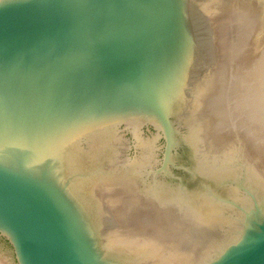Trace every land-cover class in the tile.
I'll use <instances>...</instances> for the list:
<instances>
[{
  "label": "water",
  "instance_id": "1",
  "mask_svg": "<svg viewBox=\"0 0 264 264\" xmlns=\"http://www.w3.org/2000/svg\"><path fill=\"white\" fill-rule=\"evenodd\" d=\"M194 2L0 0V264H144L107 253L73 164L89 167L111 130L164 140L155 176L189 150L179 111L195 62L215 59ZM251 198L206 264H264V205Z\"/></svg>",
  "mask_w": 264,
  "mask_h": 264
},
{
  "label": "rangeland",
  "instance_id": "2",
  "mask_svg": "<svg viewBox=\"0 0 264 264\" xmlns=\"http://www.w3.org/2000/svg\"><path fill=\"white\" fill-rule=\"evenodd\" d=\"M206 1H208V4L206 3ZM210 1L212 3L211 5L209 3ZM210 1L205 0L204 3V0H195L194 4L196 8L199 10V13H201V15L204 16L205 18L207 17L212 23L214 29L213 46L215 51V59L212 63L209 64V66L207 65L206 62L205 63L199 61L195 62V66L193 69L194 78L191 82L190 85L191 87L187 92V96H188L187 98L189 100H192V102L185 105V107H183L182 110L180 109L179 114H183V123H185L186 126V129L183 130L182 132H184L185 134L187 133L188 137L191 132V128H194L195 132L201 133L202 135L204 134L207 135L208 133L210 139L212 138V142H211L212 146L215 147L217 146L216 148L219 149L218 151H221L219 146L223 147L222 145L224 143V148L222 149L224 151L221 152L219 158H221V161H223L222 163L225 164L224 166L228 170L229 174L221 178L222 179V187H220L221 192L220 190L218 191L216 188L210 189V187H204L206 189L203 190L204 188L202 189V186H199L198 180H200L201 183L203 181L201 176L202 177L206 176L207 171L203 172V170L200 171L199 169L194 167L195 163L193 161V154H190V148H191L190 146L191 144H190L189 150L186 147V150L183 151L178 150L174 154L173 156L174 160L172 161L171 164L168 165V168L165 169L168 170L166 173H160L155 176L154 172H156L158 169H161L162 166L161 162L163 158L164 149L161 146L164 144L163 139H158L157 137L147 132L145 129L139 133L138 132H134L132 134L126 133L125 140L124 139L121 140L119 138V136L116 133L117 131H113V130L107 131L104 135L111 133L113 135L111 136V142H112L111 146L115 147L116 149L114 156L115 163L113 165L107 164L108 166L107 165L103 166L102 164H100L93 167L92 170L90 166L89 168L85 167L82 172L80 169L79 159H77V162H74L73 164L74 166L73 178H74V182L75 183L77 182L78 188H80V190L78 191L79 195L78 194L77 195L81 197L82 200L85 202H90L91 199V201L94 202V204L96 205L92 209L95 210L96 214H99L101 217V224H102L101 226L103 228V235H104L103 237L104 248L107 250L108 254L116 255L118 257L125 256L128 259L130 258L131 261L134 262L133 259H138L136 258L137 253L135 255V252L138 251L135 250L141 247L139 246L140 242L138 240L143 242L146 239V237L147 239L145 240V242H143L144 246L146 245L151 246L150 244H152L153 245L152 247L155 248V251H159V253L154 251L156 254L157 253L158 254L155 256L154 255L155 253L154 254L152 253L151 254L152 259L150 258L151 255L149 256V259L148 258L144 259L142 257L143 259L142 263L144 264H151L152 262L155 264V261L157 263L158 262L157 259L158 258L160 259V257L161 260H159L160 262L158 263L162 264L163 262L164 264L165 258L171 256L169 253L173 254L177 252L178 246L176 247L175 244L174 246H172L171 243L173 242H170L169 243L170 245L165 244V242L157 240V237H153L156 239L154 241H152L153 238L149 240L148 238L149 236L151 235L156 236V234L159 232V230L155 228L156 223L150 224L148 222H141L139 224L138 222H136L135 221L136 219L139 221V211L142 208H136V209L128 208L126 206L127 205L126 203H130V202H125V200H123L122 196L124 195L130 198L140 197L144 201H146L145 199H147V201L148 199H150L149 200L150 202L148 203L155 202L154 205L159 207L158 210L160 211L170 210L171 211L170 216L172 217L173 215L172 217L173 223L175 221L178 223V224L176 222L174 224L170 223V225L172 226L177 224L176 226L178 228L180 227V229L178 230L181 231L180 233L179 231L176 233L174 231L176 228L173 230V226H172V232L168 233L170 234L169 237L174 236L173 238L171 237V240L174 241L175 240L181 241L184 239L186 240L184 241L185 244L189 242L188 230L194 232L193 226H195L196 224V227H198L197 225L198 217L199 219H202L203 214H206L207 209H211V211L208 214L210 216L215 217L216 219H219V224L216 226L214 225V226H209V227L206 226V227L209 228L208 233L214 231L221 237V239H219L220 240L219 242L212 241L208 248L211 250H208L206 252L207 255L205 259L202 257L201 260L198 261L199 263L195 261L193 264L195 263L206 264L212 257L215 256L216 253L215 251H217V247H219L220 243L226 244L228 241L229 242L231 241V239L229 238H231V236L234 235V233L230 231V227H232L233 223L237 224L236 227L233 228L235 233L236 232L238 233L240 228H242L243 217L245 216V212H248L253 207V201L251 195H254L259 200V202H261V204L264 205V195H262L264 194V182H263L264 181V150H262L264 149V91H263L264 90V25H263L264 0H229L230 1L229 6L227 7L226 11H229L230 13L228 12L229 15H226L227 19H225L224 22L218 19L219 16L221 17L220 13H217L215 15L210 14L209 10L212 9V6L215 7L214 6L215 1L214 0H210ZM236 8H238V11ZM234 12L236 14H234ZM239 14L240 15L243 14L244 17H246L247 14L251 16L249 18V16L247 15L245 20H243V18L240 19L241 16ZM251 19H253L254 21L252 20L251 22ZM260 20L262 21V23H260L261 22ZM239 21L242 26L241 28H239L240 24L237 23ZM238 45H240V48L243 47L242 49H244V51L242 49L240 50L242 52H240L239 50L236 51V48L240 49L238 48L239 47ZM218 48H221L222 50L224 49V52H221L222 50L221 49L218 50ZM235 51L237 53L240 52V54L235 53ZM248 64L250 65V67ZM250 77H252L253 79ZM195 104L197 105L195 106ZM193 108L196 110L194 111ZM227 114L228 117H230L228 120H227L228 118ZM194 120L195 123H193ZM205 121L206 122L210 121L211 127H209L210 122L206 123ZM220 122L224 123V125L220 124ZM219 124L221 125L222 128L219 126ZM253 125L254 128L258 129V130L254 129L255 132L252 131ZM210 128L211 131L205 133L206 129L208 131L210 130ZM225 129H227V131ZM247 129L248 130L251 129V131L249 130L248 132ZM250 132H253V135L256 133L257 134V136L255 135L256 138L255 137L253 138ZM222 133H224L226 137L228 135L226 141L225 140L223 141ZM105 139L108 141L107 138ZM106 140L104 142L105 144L107 143ZM215 140L216 142H218L217 144L216 142H214ZM251 142L256 145H252ZM143 143L147 145V147L145 148L146 150L145 153H143L142 148L139 147V150H137L136 148L137 145H142ZM147 143L148 144L153 143L154 146L152 145L148 146ZM150 148L152 150H149ZM218 151H215V155L217 154ZM183 152L185 154L187 153L186 155L187 159L185 157L182 158V155H185ZM148 155L150 156L148 157ZM150 157L153 160H151ZM146 160L147 162H145L146 164L145 165L143 162ZM149 160H151L150 164H147L149 163ZM102 166L104 169L102 168ZM100 176L106 178H111V177L113 178V185L110 186L109 190L107 187H104L109 185L110 184L109 182L107 183L96 182ZM256 176L258 177L256 178ZM118 179L120 180V183ZM123 180L124 182H122ZM210 180L211 177L208 178L207 181ZM127 182L130 184H127ZM93 183H97V186L93 188V194H92L91 187ZM185 184H187V186H185ZM195 184L196 186L198 185L197 189L198 187H200V189L198 190H203L205 194V195L203 194L201 198L196 197L197 200L195 198V194L193 193L194 191H192L194 189L196 190ZM119 185H122L123 187L121 188L119 187ZM124 186L126 188H124ZM89 188H91V192L89 191ZM99 189L106 191L108 195H105L104 192H102L101 194ZM126 191L128 192L130 191L129 194ZM130 193L133 197L130 195ZM89 195H91L92 197H89ZM109 195H110L109 199L108 197H105ZM167 198H170V201H166ZM183 198H185V200ZM174 201L177 202V205L176 202ZM131 204L133 205V203ZM167 205L170 206L172 205V209L163 210V208H165V206ZM173 205H176L174 206L175 209ZM178 205L181 207L180 209L178 208ZM183 206L185 207L184 210H182L184 208ZM204 206L206 208L205 213L202 210L204 209ZM210 206H212L213 208ZM177 208L179 209V211L182 210L181 211L182 213H180L177 210ZM175 210L178 215L176 214V212H173ZM185 211L187 212L185 213ZM188 213L189 214L192 213V214L188 215ZM211 213L212 214L215 213L216 215L215 214L212 215ZM160 217L156 221H160V219L164 221L166 219L165 220L166 222L167 218L168 219L170 218L168 215L166 217H164V215ZM239 217L242 218L241 222L238 220ZM193 218H197V220L195 221ZM178 219H180L181 223H179ZM223 219L225 221H223ZM226 221L228 222L227 224L229 225L226 224ZM142 224H147L148 226ZM204 229L205 228L202 229L203 233H204ZM198 231L199 229L197 228L196 233L201 235L202 233ZM176 234L179 235L177 236V238H175ZM192 235L190 237H192ZM165 236L164 237L166 239L169 238L167 234ZM162 237L163 236L161 234L160 238L162 239ZM169 246H171L173 250L175 249L174 250L175 252H171L172 250L170 249ZM141 248L139 250H142ZM153 255L157 258L153 257Z\"/></svg>",
  "mask_w": 264,
  "mask_h": 264
},
{
  "label": "bare ground",
  "instance_id": "3",
  "mask_svg": "<svg viewBox=\"0 0 264 264\" xmlns=\"http://www.w3.org/2000/svg\"><path fill=\"white\" fill-rule=\"evenodd\" d=\"M210 1V0H209ZM215 1V4H214V6L215 7H213L212 6V9L211 10H209V7H208V10L210 11V14L211 15H215V14H217V13H220V15H221V17L219 16V20H221L222 22H224V20L225 19H227V16L226 15H229V11H226L227 10V7L229 6V0H214ZM204 3H205V0H204ZM206 3L208 4V1H206ZM210 3V5L212 4L211 3V1L209 2ZM244 3V2H243ZM206 5V4H205ZM237 6H238V4H237ZM241 6H242V4H241ZM241 6H239V7H241ZM245 6V5H244ZM207 7V6H206ZM205 7V8H206ZM210 8H211V6H210ZM237 9V11H238V8H236ZM247 9V8H246ZM207 10V9H206ZM234 10V9H233ZM248 10V9H247ZM257 10V9H256ZM253 11V10H252ZM207 12V11H206ZM229 12V13H228ZM208 13V12H207ZM234 14H236L235 12H234ZM244 14V13H243ZM242 14V15H243ZM253 14V13H252ZM240 15V14H239ZM242 15H240L241 16V18L240 19H242L243 18V20H245V18L247 17V15H246V17H244V15L242 16ZM235 16V15H234ZM249 16V15H248ZM251 16V15H250ZM250 16H249V18H250ZM229 17V16H228ZM260 17V16H259ZM258 17V18H259ZM253 18H254V16H253ZM215 19V18H214ZM217 19V18H216ZM230 20V19H229ZM238 20V19H237ZM242 20V21H243ZM252 20L253 19H251V22H252ZM215 21V20H214ZM254 21V20H253ZM261 21V20H260ZM215 23V22H214ZM217 23V22H216ZM237 23H239L240 24V21L239 22H237ZM260 23H262V21L260 22ZM263 25H264V23H263ZM220 26V25H219ZM256 26V25H255ZM260 26H262V25H260ZM242 26H241V24H240V27L239 28H241ZM254 27V26H253ZM255 29V28H254ZM220 32V31H219ZM240 34V33H239ZM239 36V35H238ZM241 36H243V35H241ZM244 41V40H243ZM241 43V42H240ZM246 45V44H245ZM239 46V47H238ZM237 47L238 48H240V45H238ZM243 47H241L240 49H237L236 48V51L237 50H241ZM219 49H221V48H218V50ZM222 50V49H221ZM233 50V49H232ZM243 51H244V49H242ZM234 51V50H233ZM235 51V53H237ZM221 52H224V49L221 51ZM240 52H242V51H240ZM240 52L239 53H237V54H240ZM234 53V54H235ZM250 53V52H249ZM233 54V55H234ZM247 54V53H246ZM230 55V54H229ZM232 55V54H231ZM246 56V55H245ZM232 57V56H231ZM253 57V56H252ZM241 58V57H240ZM236 63V62H235ZM244 63V62H243ZM251 63V62H250ZM221 65H222V63H221ZM249 65V64H248ZM230 66V65H229ZM259 66V65H258ZM221 67H224V66H221ZM249 67H250V65H249ZM233 69V68H232ZM230 70V69H229ZM250 73V72H249ZM257 75V74H256ZM254 76V75H253ZM255 77V76H254ZM250 78H252V77H250ZM253 79V78H252ZM217 80V79H216ZM253 81V80H252ZM217 82V81H216ZM263 82V81H262ZM207 88V87H206ZM246 88V87H245ZM236 90V89H235ZM264 91V90H263ZM240 92V91H239ZM247 99V98H246ZM197 104H195V106H196ZM246 106V105H245ZM252 107V106H251ZM195 108V107H194ZM193 108V109H194ZM196 109H194V111H195ZM246 113V112H245ZM195 114V113H194ZM226 114V113H225ZM196 116H197V114H196ZM216 116V115H215ZM235 116V115H234ZM227 117H228V114H227ZM196 118H198V117H196ZM211 118V117H210ZM230 117H228L227 118V120L229 119ZM216 119V118H215ZM189 120V119H188ZM210 120V119H209ZM212 120V119H211ZM191 121H192V119H191ZM216 121V120H215ZM188 122V121H187ZM206 122V121H205ZM204 122V123H205ZM207 122H210V121H207ZM206 122V123H207ZM223 122V121H222ZM240 122V121H239ZM252 122V121H251ZM193 123H195V120H194V122ZM196 123H197V121H196ZM203 123V122H202ZM238 123V122H237ZM241 123V122H240ZM240 123H239V125H240ZM259 123H260V120H259ZM191 124H192V122H191ZM220 124H223L224 125V123H221L220 122ZM219 124V126L221 127V125ZM251 124H253V123H251ZM190 127V126H189ZM193 127V126H192ZM199 127V126H198ZM206 127H207V124H206ZM209 127H211V122H210V126ZM242 127V126H241ZM246 127V126H245ZM205 128V127H204ZM222 128V127H221ZM251 128H252V125H251ZM261 128V127H260ZM209 129V128H208ZM254 129H256V128H254V125H253V130L252 131H254ZM223 130V129H222ZM226 131H227V129H225ZM237 130V129H236ZM248 130V129H247ZM250 131H251V129H249ZM249 130H248V132H249ZM256 130H258V129H256ZM199 131V130H198ZM211 131V128H210V130H208L207 131V129H206V131H205V133H207V132H210ZM246 131V130H245ZM247 132V133H248ZM255 132V131H254ZM203 133V132H202ZM223 134V141L225 140L226 141V138L228 137V135H227V137L225 136V134L224 133H222ZM250 134L253 136V138L255 137V135L257 136V134L255 133L254 135H253V132H250ZM259 134V133H258ZM261 134V133H260ZM219 135V134H218ZM249 135V134H248ZM113 136V135H112ZM212 137H214V136H212ZM218 137V136H217ZM221 137V136H220ZM231 137V136H230ZM259 137V136H258ZM115 138V137H114ZM113 138V139H114ZM221 138V139H222ZM246 138V137H245ZM250 138H252V137H250ZM256 138V137H255ZM215 139V138H214ZM106 140V139H105ZM189 140H190V143H191V148H190V154H193V161H194V167H196L197 169H199L200 171L201 170H203V172L204 171H207V175L206 176H204V177H202L201 176V178H202V182L200 183V180H198L199 181V186H202V189L204 188V187H210V189H217L218 191L220 190V187H222V177H225V176H227L228 174H229V172H228V170L226 169V167L224 166L225 164L224 163H222L223 161H221V158H219V155L221 154V152L222 151H224V150H222L223 148H224V143H223V147H221V146H219L220 147V149H221V151H218L219 149L218 148H216L215 146H212V138L210 139V137H209V134L207 133V135H202L201 133H198V132H195V129L194 128H191V132H190V134H189ZM251 140V139H250ZM253 140H255V139H253ZM252 140V141H253ZM107 141V140H106ZM114 141V140H113ZM219 141H220V139H219ZM222 141V140H221ZM214 142H216V140L214 141ZM230 142V141H229ZM259 142V141H258ZM150 143V142H149ZM218 142H216V144H217ZM252 143V142H251ZM148 144V143H147ZM149 145H152V146H154V144L152 143V144H148V146ZM214 145V144H213ZM219 145H220V143H219ZM252 145H256V144H253L252 143ZM140 148H142V150H143V153H145L146 152V150H145V148L147 147V145H145L144 143L142 144V145H138ZM152 146H150V147H152ZM256 147V146H255ZM262 147V146H261ZM260 147V148H261ZM149 148V147H148ZM147 148V149H148ZM154 148V147H153ZM253 148V147H252ZM255 149V148H254ZM262 149V148H261ZM101 150V151H100ZM141 150V149H140ZM141 150V151H142ZM149 150H152L151 148L149 149ZM148 150V151H149ZM256 150V149H255ZM262 150H264V149H262ZM115 151H116V149H115V147H113V146H110L109 147V145L108 146H106V147H104V148H102V149H99L93 156H92V158L89 160V165L90 166H92V167H95V166H97V165H100V164H102L103 166H106L107 164H111V165H113L114 163H115V160H114V156H115ZM215 151H218L217 152V154L215 155ZM248 151V150H247ZM142 153V154H143ZM258 153V152H257ZM257 153H256V155H257ZM252 154V153H251ZM151 155H153V154H151ZM224 155V154H223ZM150 155H148V157H149ZM142 157H143V155H142ZM147 157V156H146ZM151 158V157H150ZM148 159V158H147ZM226 159V158H225ZM247 159H248V157H247ZM144 160V159H143ZM151 160H153L152 158H151ZM151 160H149V163H147V164H150V161ZM223 160V159H222ZM249 161V160H248ZM145 162H147V160L146 161H144L143 163L145 164ZM157 162V161H156ZM222 163V164H221ZM135 164H136V162H135ZM138 164V163H137ZM256 164V163H255ZM110 165V166H111ZM133 165H134V163H133ZM146 165V164H145ZM103 166H102V168H103ZM108 166V165H107ZM259 166V165H258ZM89 168V167H88ZM125 168V167H124ZM127 168V167H126ZM129 168V167H128ZM263 168V167H262ZM100 169H101V167H100ZM104 169V168H103ZM261 169V168H260ZM90 170V169H89ZM112 170V169H111ZM116 170V169H115ZM118 170V169H117ZM123 170V169H122ZM136 170V169H135ZM137 171V170H136ZM111 172H113V171H111ZM110 172V173H111ZM241 172V171H240ZM261 172V171H260ZM259 172V173H260ZM134 173V172H133ZM138 173V172H137ZM113 174V173H112ZM118 174V173H117ZM253 174H254V172H253ZM196 175V174H195ZM105 176H108V175H105ZM134 176V175H133ZM197 177V176H196ZM211 177V180L210 181H207L208 180V178H210ZM258 176H256V178H257ZM174 178V177H173ZM255 178V179H256ZM260 178V177H259ZM258 178V179H259ZM117 179V178H116ZM200 179V178H199ZM262 179V178H261ZM143 180V179H142ZM164 180V179H163ZM184 180V179H183ZM117 181V180H116ZM118 181H119V183H120V180L118 179ZM129 181V180H128ZM258 181V180H257ZM262 181V180H261ZM97 183H107V182H109L110 184L109 185H107V186H104V187H107L108 188V190H109V188H110V186H112L113 185V178L111 177V178H106V177H103V176H100L99 178H98V180L96 181ZM122 182H124V180L122 181ZM156 182V181H155ZM195 182V181H194ZM264 182V181H263ZM97 183H93V185H92V194H93V188L95 187V186H97ZM170 183V182H169ZM174 183V182H173ZM198 183V182H197ZM116 184V183H115ZM117 184H118V182H117ZM124 184V183H123ZM122 184V185H123ZM127 184H130V183H128L127 182ZM150 184V183H149ZM168 184V183H167ZM201 184V185H200ZM261 184V183H260ZM103 185V184H102ZM122 185H119V187H123ZM181 185V184H180ZM262 185V184H261ZM118 186V185H117ZM129 186V185H128ZM127 186V187H128ZM131 186V185H130ZM154 186V185H153ZM185 186H187V184H185ZM194 186V185H193ZM195 186H196V184H195ZM198 186V185H197ZM197 186H196V190L194 189V187H193V189L194 190H192V191H194L193 193L195 194V198L197 197V198H201L202 197V195L204 194V192H203V190H205L206 188H204L203 190H198V189H200V187H198V189H197ZM118 187V188H119ZM134 187V186H133ZM132 187V188H133ZM145 187V186H144ZM124 188H126L125 186H124ZM181 188V187H180ZM97 189V188H96ZM105 189V188H104ZM128 189V188H127ZM149 189V188H148ZM89 190L91 191V189L89 188ZM100 190V192H101V194H102V192H104L105 193V195H108L107 194V192L106 191H104V190H101V189H99ZM122 190V189H121ZM129 190V189H128ZM131 190V189H130ZM133 190V189H132ZM135 190V189H134ZM187 190V189H186ZM189 190V189H188ZM260 190V189H259ZM263 190V189H262ZM111 191H112V189H111ZM118 191V190H117ZM157 191V190H156ZM207 191V190H206ZM224 191V190H223ZM230 191V190H229ZM228 191V192H229ZM116 192V191H115ZM126 192H128V191H126ZM130 192V191H129ZM129 192H128V194H129ZM136 192V191H135ZM220 192H221V190H220ZM109 193H110V191H109ZM112 193H114V192H112ZM120 193V192H119ZM147 193V192H146ZM225 193H226V191H225ZM100 194V195H101ZM121 194V193H120ZM135 194V193H134ZM167 194H169V193H167ZM190 194V193H189ZM115 195V194H114ZM123 195V194H122ZM130 195H131V193H130ZM136 195V194H135ZM193 195V194H192ZM205 195V194H204ZM223 195H225V194H223ZM262 195H264V194H262ZM261 195V196H262ZM125 196V197H124ZM124 196H122L123 197V200H125V202H130V203H126L127 205V207L128 208H130V209H136V208H142L140 211H139V221L136 219L135 221L136 222H138L139 224L141 223V222H148V223H150V224H154V223H156V225H155V228L156 229H158L159 230V232L156 234V236H149L148 238H149V240H151L153 237H157V240H160V241H162V242H165V244H169L170 242H173V243H171L172 244V246H174V244L176 245V247H177V252H175L173 249H172V247L171 246H169L170 247V249L172 250L171 252H175V253H169L171 256H169V257H166L165 258V263L164 264H193L195 261L196 262H198L199 260H201V258L203 257L204 259H205V257H206V252L208 251V250H210V249H208L209 248V245L211 244V242L212 241H216V242H218L219 241V239H220V236L216 233V232H214V231H212L211 233H208V227L209 226H216V225H218L219 224V219H216L215 217H213V216H210L208 213L211 211V209H207V212H206V208H205V206H204V209H202L203 210V212L205 213L206 212V214H203V217H202V219H199V217H198V220H197V218H193L195 221L197 220V225H198V227H196V224H195V226H193V229H194V232H191L190 230H188V235H189V242H187L186 244L184 243V241H186V240H181V241H177V240H171V237H169L170 236V234H168V233H170V232H172V226H173V230L177 233L178 231H179V233H180V231L181 230H178V229H180V227L178 228L176 225L178 224L176 221V223L177 224H175V225H170V223L172 224L173 223V219H172V217H173V215H172V217L170 216L171 215V211L169 210H167V211H160V210H158V206H155L154 205V203H148V202H150L149 200L150 199H148V201H147V199H145L146 201H144L142 198H140V197H134V198H130V197H128V196H126V195H124ZM132 196V195H131ZM143 196V195H142ZM163 196V195H162ZM170 196V195H169ZM168 196V197H169ZM105 197H108V199H109V197H110V195L109 196H105ZM133 197V196H132ZM165 197H166V195H165ZM164 197V198H165ZM184 197V196H183ZM113 198V197H112ZM112 198H110V199H112ZM186 198V197H185ZM185 198H183L184 200H185ZM194 198V199H195ZM197 198H196V200H197ZM114 199V198H113ZM117 199V198H116ZM193 200V199H192ZM195 200V201H196ZM166 201H170V198H167V200ZM177 201V200H176ZM176 201H174V202H176ZM152 202V201H151ZM173 202V203H174ZM131 203H133V205L131 204ZM181 203V202H180ZM179 203V204H180ZM198 203V202H197ZM216 203V202H215ZM167 204V203H166ZM169 204V203H168ZM196 204V203H195ZM176 205H177V202H176ZM176 205H173V207L174 206H176ZM164 206V205H163ZM217 206V205H216ZM184 207V206H183ZM208 207V206H207ZM210 207H212V206H210ZM209 207V208H210ZM178 208L180 209L181 207L178 205ZM177 208V210L179 211V209ZM213 208V207H212ZM218 208V207H217ZM112 209V208H111ZM164 209H172V205L170 206V205H167V206H165V208H163V210ZM174 209H175V207H174ZM185 209V207L182 209V210H184ZM216 209V208H215ZM181 210V211H182ZM196 210V209H195ZM213 210V209H212ZM112 211V210H111ZM181 211H179L180 213H182ZM134 212H135V210H134ZM173 212H176V210L175 211H173ZM178 212V213H179ZM187 211H185V213H186ZM189 212V211H188ZM212 212H214V211H212ZM215 212H217V211H215ZM190 213V212H189ZM188 213V215H191V214H189ZM176 214H177V212H176ZM176 214H174V215H176ZM184 214V213H183ZM212 214V213H211ZM215 213H213L212 215H214ZM162 215H164V217H166L167 215L170 217L169 219L167 218V221H169V222H165V220L163 221V220H161L160 219V221H156V220H158L159 219V217L160 216H162ZM166 215V216H165ZM178 215V214H177ZM216 215V214H215ZM159 216V217H158ZM195 216V215H194ZM193 216V217H194ZM179 217V216H178ZM182 217V216H181ZM111 218V217H110ZM161 218V217H160ZM175 218V217H174ZM177 218V217H176ZM180 218V217H179ZM185 218V217H184ZM192 218V217H191ZM207 218V219H206ZM221 218H222V216H221ZM163 219V218H162ZM188 219V218H187ZM179 220V223H181L180 222V219H178ZM190 220V219H189ZM221 220V219H220ZM134 221V222H135ZM154 221V222H153ZM184 221V220H183ZM182 221V222H183ZM223 221H225L224 219H223ZM174 222V223H175ZM185 222V221H184ZM230 222V221H229ZM173 223V224H174ZM189 223V222H188ZM196 223V222H195ZM222 223V222H221ZM225 223V222H224ZM223 223V224H224ZM228 222L226 221V224H227ZM192 224V223H191ZM142 225H146V226H148L147 224H142ZM227 225H229V224H227ZM176 226V227H175ZM206 226H208V227H206ZM226 226V225H225ZM183 228V227H182ZM186 228V227H185ZM190 228V227H189ZM197 228L199 229V231H200V233H202L201 235H199V234H197L196 233V231H197ZM203 228H205L204 229V233L202 232V229ZM229 228V227H228ZM212 229V228H211ZM210 229V230H211ZM148 230V229H147ZM167 231H169V232H167ZM184 231V230H183ZM198 231V232H199ZM187 232V231H186ZM162 234V239L160 238V235ZM167 234V236L169 237L168 239H166L165 237V235ZM193 234V235H192ZM172 235V234H171ZM175 235V234H174ZM192 235V237H190ZM165 236V237H164ZM177 236H179L178 234H176V237L175 238H177ZM174 237V236H173ZM172 237V238H173ZM146 239H147V237H146ZM145 239V240H146ZM145 240L143 241V242H145ZM148 240V241H149ZM154 240H156L155 238H153L152 239V241H154ZM180 240V239H179ZM140 243V245L139 246H141V247H139V249L141 248L142 250H139V249H137V248H135V249H137V250H135V251H138V252H135V255H136V253H137V257H138V259L139 260H141V262H142V257L145 259V258H148L149 259V256L153 253H155V252H158L159 253V251H155V248H153L152 246V244H150L151 246H149V245H146V246H144V243L143 242H141L140 240H138ZM176 242V243H175ZM150 243V242H149ZM153 243V242H152ZM158 243V242H157ZM147 244V243H146ZM180 244V245H179ZM154 245H155V243H154ZM157 245H159V244H157ZM170 245V244H169ZM136 246V245H135ZM155 247V246H154ZM161 247V246H160ZM159 247V248H160ZM133 248H134V246H133ZM174 248V247H173ZM161 249V248H160ZM166 249V248H165ZM168 249V248H167ZM169 249V250H170ZM158 250V249H157ZM131 251V250H130ZM155 251V252H154ZM168 251V250H167ZM166 251V252H167ZM132 252H133V249H132ZM164 252V251H163ZM157 253V254H158ZM156 253L154 254L155 256L157 255ZM153 255V257H155ZM161 255V254H160ZM159 255V256H160ZM158 256V257H159ZM164 256H166V255H164ZM136 257V258H137ZM152 257V255L150 256V258ZM141 258V259H140ZM155 258H157V257H155ZM164 258V257H163ZM152 259V258H151ZM166 259H168V260H166ZM147 260V259H146ZM145 260V261H146ZM158 260V262H160L159 260H161V257H160V259L158 258L157 259ZM163 260V259H162ZM150 261H152V260H150ZM153 261H155V260H153ZM157 262V263H158ZM162 262V261H161ZM202 262V261H201ZM200 262V263H201ZM156 263V261H155V264H157ZM199 263V262H198ZM151 264H154L153 262L151 263ZM159 264V263H158ZM162 264H163V262H162ZM196 264V263H195Z\"/></svg>",
  "mask_w": 264,
  "mask_h": 264
}]
</instances>
